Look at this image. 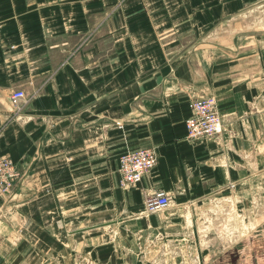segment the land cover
Here are the masks:
<instances>
[{"label": "crops", "instance_id": "obj_1", "mask_svg": "<svg viewBox=\"0 0 264 264\" xmlns=\"http://www.w3.org/2000/svg\"><path fill=\"white\" fill-rule=\"evenodd\" d=\"M255 8L264 0H0V155L22 173L0 208V264H70L73 246L101 264H264V226L246 218L264 213ZM191 94L214 97L220 136L187 138ZM146 145L157 165L122 187L121 154ZM158 189L172 205L147 213Z\"/></svg>", "mask_w": 264, "mask_h": 264}, {"label": "built area", "instance_id": "obj_2", "mask_svg": "<svg viewBox=\"0 0 264 264\" xmlns=\"http://www.w3.org/2000/svg\"><path fill=\"white\" fill-rule=\"evenodd\" d=\"M14 109L26 101L23 90L11 93ZM191 115L186 119L187 138L192 141L220 136L225 131V119L214 97L190 95ZM158 163V154L151 145L141 146L123 152L119 159L120 185L133 186ZM22 178L16 162L7 155H0V208L15 196V187ZM173 196L169 191L158 189L147 193L144 198L147 213L162 211L172 205ZM5 210H7L5 208ZM8 211V210H7ZM1 217V211H0Z\"/></svg>", "mask_w": 264, "mask_h": 264}, {"label": "rangeland", "instance_id": "obj_3", "mask_svg": "<svg viewBox=\"0 0 264 264\" xmlns=\"http://www.w3.org/2000/svg\"><path fill=\"white\" fill-rule=\"evenodd\" d=\"M249 22L248 25L250 27V30L254 29H264V10L263 8L260 9H254L253 13H251L249 17ZM264 184V181H262ZM262 183H257L259 186H263ZM264 202V199L262 200ZM247 221L249 222V225L252 226L255 223L258 224L260 222V227L264 226V213H261L260 216L259 214L253 213L252 211L250 214H248ZM255 231L252 232L251 229V234L250 238L254 236ZM260 233H263V231H260ZM73 261L70 264H101V261L94 255L93 251L90 250H84L80 246H73ZM57 264H66L64 261H57Z\"/></svg>", "mask_w": 264, "mask_h": 264}]
</instances>
